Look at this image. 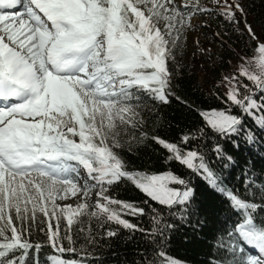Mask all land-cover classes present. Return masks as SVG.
<instances>
[{
  "label": "snow or ice",
  "instance_id": "obj_1",
  "mask_svg": "<svg viewBox=\"0 0 264 264\" xmlns=\"http://www.w3.org/2000/svg\"><path fill=\"white\" fill-rule=\"evenodd\" d=\"M205 15H219L234 29L243 23L235 30L255 46L251 56L241 57L236 73L222 79L229 89L222 100L226 107L200 115L213 138L234 140L246 133L244 144L264 146V138L245 129L252 119L264 132V38L247 22L241 0H0V264H38L33 252L43 245L32 238L37 226L55 250L51 264H87L64 254L89 255L76 247L73 230L87 229L85 241L92 244L91 220L101 228L144 233L125 217L142 216L145 208L108 194L125 180L169 210L191 205L190 182L173 171L130 170L118 149L143 123V97L169 103L176 50L193 18ZM199 51L204 55L208 49ZM205 135L199 129L181 136L180 143L151 139L167 150L170 161L202 176L238 217L231 228L227 220L221 227L217 258L210 264H264V181L253 179L252 162L245 179L248 195L225 186L206 152L188 147ZM233 146L240 144L234 140ZM212 152L225 161L224 168L235 163L219 141ZM81 170L87 177L82 183ZM77 197L75 205L58 203ZM153 213L149 237L155 244L156 234L165 237L164 229L174 225L162 223L156 209ZM117 234L106 228L107 237ZM143 264L181 262L159 245Z\"/></svg>",
  "mask_w": 264,
  "mask_h": 264
},
{
  "label": "trees",
  "instance_id": "obj_2",
  "mask_svg": "<svg viewBox=\"0 0 264 264\" xmlns=\"http://www.w3.org/2000/svg\"><path fill=\"white\" fill-rule=\"evenodd\" d=\"M203 2L207 3L208 0ZM241 2L247 13V22L252 24L258 36L264 38V3L261 0ZM239 16L237 13L238 18ZM199 18L206 39L214 43L217 51H208L202 55L199 50L190 54H185L182 47L176 50L175 76L172 80L169 103L164 104L147 96L143 97L140 112L143 123L132 130L131 136L125 137L123 148L118 149L130 170L150 173L173 171L190 182L195 189L191 205L186 209L169 210L151 201L131 182L122 181L111 186L108 194L145 208V214L142 216L125 217L143 228L144 233L130 232L116 225H109L106 228L111 227L118 233L115 237L109 238L105 235L106 228H101L95 220H91L88 222V228L90 235L95 238L92 244L85 241V236L89 234L87 229L85 233L80 234L73 230L76 247L79 249L83 246L89 255L84 257L82 253H65L64 256L84 258L89 264H143L154 247L163 245L167 254L179 260L181 264H210L217 258L216 241L221 234V227L227 220L226 226L231 228L238 217L229 210L226 198L222 194L212 189L202 176L192 173L176 161H170L167 150L152 140V137L180 143L181 136L197 134V130L203 129L205 137L192 141L188 147L201 148L206 152L210 167L225 186L242 195H248L245 192V179L247 164L252 162L255 166L253 179L260 178L257 184L264 181V146L257 144L250 148L244 144L246 133L234 138L239 142V148L233 146V139L213 138L200 115V112L205 110L226 107L222 100L229 89L226 83H222V79L236 73L242 62L241 57L251 56V49L255 44L247 36L241 39L240 31L235 30L243 29V23L236 25L234 29L233 25L219 15H205ZM201 41L205 43L204 40ZM207 59L210 60L209 64ZM245 129L254 131L258 138H264V132L254 125L252 119L246 120ZM217 141L224 145L227 154L234 156L235 163L227 168L223 167L225 161L216 158L212 152V147ZM153 209L160 212L162 223L174 225L172 230L164 229L165 237L156 234L155 244L149 237L151 229L155 227L152 220ZM170 212L177 214L171 215ZM32 238L34 242L43 245L38 253L33 252L35 260L41 264L43 258L49 253H55V250L44 242V233L39 231L38 226L33 227Z\"/></svg>",
  "mask_w": 264,
  "mask_h": 264
},
{
  "label": "rangeland",
  "instance_id": "obj_3",
  "mask_svg": "<svg viewBox=\"0 0 264 264\" xmlns=\"http://www.w3.org/2000/svg\"><path fill=\"white\" fill-rule=\"evenodd\" d=\"M207 37L205 36L203 32V28L201 27V21L199 16H196L192 20V26L186 31L185 37L183 41H181L182 48L184 50L185 54H190L193 51L199 50L201 48H206L208 49L209 52H216V47L214 46V43L210 41L209 39H206ZM201 40H204L205 43H202ZM198 41V43H197ZM210 63V60L207 59V64ZM86 174L83 170H81V183L83 182L84 179H86ZM176 186V185H174ZM177 187V186H176ZM96 191L98 189H94L90 196L87 198V202L90 205H94L95 200H96ZM80 202V198H70L67 201H58V203H72L75 205L76 203Z\"/></svg>",
  "mask_w": 264,
  "mask_h": 264
}]
</instances>
